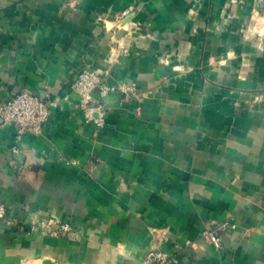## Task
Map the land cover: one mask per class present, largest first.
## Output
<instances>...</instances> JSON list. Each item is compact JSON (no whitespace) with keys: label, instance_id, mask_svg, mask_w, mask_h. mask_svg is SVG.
<instances>
[{"label":"crops","instance_id":"obj_1","mask_svg":"<svg viewBox=\"0 0 264 264\" xmlns=\"http://www.w3.org/2000/svg\"><path fill=\"white\" fill-rule=\"evenodd\" d=\"M22 88L52 113L0 124V264H264V0H0V102Z\"/></svg>","mask_w":264,"mask_h":264},{"label":"built area","instance_id":"obj_2","mask_svg":"<svg viewBox=\"0 0 264 264\" xmlns=\"http://www.w3.org/2000/svg\"><path fill=\"white\" fill-rule=\"evenodd\" d=\"M127 14L128 12H124V15ZM123 52L127 54L128 49H123ZM118 87L123 91L134 90V84L120 83ZM96 88H99L102 95L112 89L101 74L86 68L78 72L71 85V89L80 95V108L84 111L87 121L103 127L106 122L105 107L96 101ZM51 113V101L26 88H22L9 99L0 102V124L14 125L17 130L18 140H21L28 132L41 133ZM6 212L7 207L0 203V218L5 217ZM39 225L41 229L51 236H78L77 231L68 222L52 218L42 221ZM227 226L228 223L224 222L216 228L207 229L204 231V237L216 248H221L222 238L219 235V230ZM178 261L179 259L176 255L169 254L157 247L150 249L146 255V263L177 264Z\"/></svg>","mask_w":264,"mask_h":264}]
</instances>
